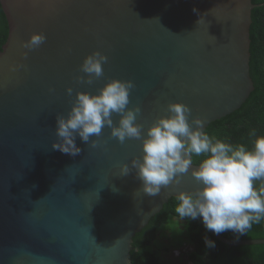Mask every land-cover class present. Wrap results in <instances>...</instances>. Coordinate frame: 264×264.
<instances>
[{"label":"water","instance_id":"95a60500","mask_svg":"<svg viewBox=\"0 0 264 264\" xmlns=\"http://www.w3.org/2000/svg\"><path fill=\"white\" fill-rule=\"evenodd\" d=\"M0 4L9 27L0 52V264H131L134 237L171 198L197 188L191 168L178 185L147 196L136 169L120 176L123 164L142 158L141 140L120 144L105 127L96 148L77 137L82 151L72 157L52 149L58 142L56 117H67L77 92L95 95L112 79L131 80L128 108H141L136 123L145 136L158 119L171 115L173 103L187 105L189 122L199 117L206 130L240 109L255 90L250 29L253 10L264 3ZM37 33L47 39L28 52L22 45ZM96 51L108 62L103 76L88 84L80 68ZM112 118L118 126L120 116ZM209 232L229 247L264 244Z\"/></svg>","mask_w":264,"mask_h":264},{"label":"clouds","instance_id":"9594fccd","mask_svg":"<svg viewBox=\"0 0 264 264\" xmlns=\"http://www.w3.org/2000/svg\"><path fill=\"white\" fill-rule=\"evenodd\" d=\"M46 39L43 33L33 34L22 46L30 52ZM107 62L108 57L100 51L84 59L80 71L88 74V84L103 76V65ZM78 80L84 82L83 77ZM134 87L131 80L112 79L98 94L77 92L67 117H56L58 142L52 144V149L75 157L82 151L76 144L77 137L96 148L102 130L108 127L111 138L120 144L126 139L142 141V158H134L130 165L123 164L120 176L136 169V177L147 196L154 197L162 188L178 185L191 168L197 188L181 191L175 197V213L181 219H200L207 231L215 235L231 231L237 239L253 224L264 220V135L258 136L252 129L249 136L255 139L251 146L217 139L205 131V121L199 117L189 122L191 109L187 105L173 103L168 105L171 115L158 119L145 136L143 125L136 123L141 108H128ZM67 93L71 96L73 89L68 88ZM114 114L120 116L118 126L114 124ZM194 158L198 167H193ZM203 239L206 248L216 247L207 235Z\"/></svg>","mask_w":264,"mask_h":264},{"label":"trees","instance_id":"16d2710c","mask_svg":"<svg viewBox=\"0 0 264 264\" xmlns=\"http://www.w3.org/2000/svg\"><path fill=\"white\" fill-rule=\"evenodd\" d=\"M252 2L262 4L264 0H252ZM252 21L250 74L255 90L240 109L211 123L205 130L217 139L233 144L244 143L248 146H251L252 140L255 139L249 136L252 129L256 130L258 136L264 135V6L253 10ZM8 33V22L0 4V52L7 41ZM194 164L198 165V161ZM176 203L175 197L171 198L163 210L134 237L131 264H164L156 250H151L150 246L157 240L159 229L170 218H176L185 223V241L173 249L181 248L184 244L190 245L192 250L187 255L192 264H264V244L229 247L212 236L204 228L200 219L195 221L181 219L175 213ZM205 235L215 241V248H206L203 239ZM220 235L232 240L264 239V220H261L259 224H253L252 228L238 239L231 231Z\"/></svg>","mask_w":264,"mask_h":264},{"label":"rangeland","instance_id":"374dc122","mask_svg":"<svg viewBox=\"0 0 264 264\" xmlns=\"http://www.w3.org/2000/svg\"><path fill=\"white\" fill-rule=\"evenodd\" d=\"M185 236V223L179 219L170 218L159 229L157 240L150 246V249L156 250L157 255L164 264H192L189 262L187 255L191 251L190 246L184 245L181 248L173 249L185 241ZM177 252L179 255H177Z\"/></svg>","mask_w":264,"mask_h":264}]
</instances>
